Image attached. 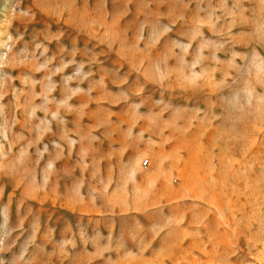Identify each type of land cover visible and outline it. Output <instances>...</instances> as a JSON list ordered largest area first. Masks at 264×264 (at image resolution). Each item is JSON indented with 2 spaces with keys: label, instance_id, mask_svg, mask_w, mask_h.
Segmentation results:
<instances>
[{
  "label": "rangeland",
  "instance_id": "1",
  "mask_svg": "<svg viewBox=\"0 0 264 264\" xmlns=\"http://www.w3.org/2000/svg\"><path fill=\"white\" fill-rule=\"evenodd\" d=\"M0 264H264V0H0Z\"/></svg>",
  "mask_w": 264,
  "mask_h": 264
},
{
  "label": "crops",
  "instance_id": "2",
  "mask_svg": "<svg viewBox=\"0 0 264 264\" xmlns=\"http://www.w3.org/2000/svg\"><path fill=\"white\" fill-rule=\"evenodd\" d=\"M171 195H177V193H174V192H173V194H171Z\"/></svg>",
  "mask_w": 264,
  "mask_h": 264
}]
</instances>
